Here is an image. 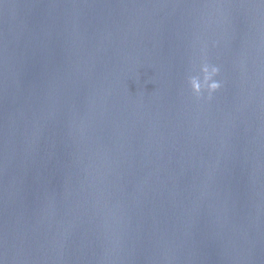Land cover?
<instances>
[{
	"label": "water",
	"instance_id": "water-1",
	"mask_svg": "<svg viewBox=\"0 0 264 264\" xmlns=\"http://www.w3.org/2000/svg\"><path fill=\"white\" fill-rule=\"evenodd\" d=\"M0 264H264V0H0Z\"/></svg>",
	"mask_w": 264,
	"mask_h": 264
},
{
	"label": "clouds",
	"instance_id": "clouds-1",
	"mask_svg": "<svg viewBox=\"0 0 264 264\" xmlns=\"http://www.w3.org/2000/svg\"><path fill=\"white\" fill-rule=\"evenodd\" d=\"M199 71V76L189 77L191 91L196 98H200L203 92H207L208 99H211L212 94L221 88V82L215 79L220 73V68L205 61L201 63Z\"/></svg>",
	"mask_w": 264,
	"mask_h": 264
}]
</instances>
